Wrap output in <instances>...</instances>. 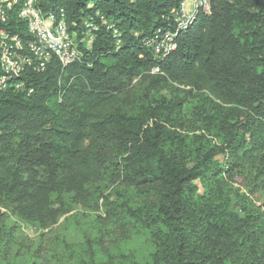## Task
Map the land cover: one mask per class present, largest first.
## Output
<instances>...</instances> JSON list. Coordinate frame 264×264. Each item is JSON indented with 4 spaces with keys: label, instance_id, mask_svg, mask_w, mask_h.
Returning <instances> with one entry per match:
<instances>
[{
    "label": "trees",
    "instance_id": "1",
    "mask_svg": "<svg viewBox=\"0 0 264 264\" xmlns=\"http://www.w3.org/2000/svg\"><path fill=\"white\" fill-rule=\"evenodd\" d=\"M181 1L35 0L44 15L64 11L81 59L63 69L53 58L43 72L28 68L0 91V196L61 200L68 177L116 175L157 200L140 218L130 215L150 234L151 264H264L263 253L242 255L247 225L238 226L235 249L228 209L211 195L197 196L195 186L238 175L264 190V0H211V15L199 16L178 35L176 50L158 59L146 42L168 27ZM99 16L121 33L118 50ZM88 20L99 26L89 48L80 42ZM4 28L29 40L15 18ZM194 71L213 113V138L200 136L194 149L168 130L182 104L117 106L137 79L181 85ZM219 155L227 156L226 169L216 165ZM245 216L241 221L254 219Z\"/></svg>",
    "mask_w": 264,
    "mask_h": 264
},
{
    "label": "rangeland",
    "instance_id": "2",
    "mask_svg": "<svg viewBox=\"0 0 264 264\" xmlns=\"http://www.w3.org/2000/svg\"><path fill=\"white\" fill-rule=\"evenodd\" d=\"M156 70L152 74L158 73ZM198 74L194 71L183 84L166 87L137 79L130 92L120 96L117 106L137 110L146 101L154 105L163 101L182 104L169 124L174 127L168 130L184 137L188 147L194 149L200 136L213 138L208 134L212 124L207 129L213 113L204 98L205 87L197 82ZM194 86L202 90L193 91ZM213 142L220 145L222 140ZM214 160L218 167L230 166L227 156L219 155ZM67 179L61 200L0 196V264H151L154 247L150 234L140 219L130 215L136 213L140 218L147 214L156 205V198L116 175L107 178L105 174L95 181L75 175ZM195 186L197 196L211 195L228 209L230 221L237 228L232 233L235 249L239 245L238 226L242 224L247 225L243 236H250L242 255L264 254V190L248 185L238 175L209 184L207 189L200 181ZM245 212L254 219L241 221Z\"/></svg>",
    "mask_w": 264,
    "mask_h": 264
},
{
    "label": "built area",
    "instance_id": "3",
    "mask_svg": "<svg viewBox=\"0 0 264 264\" xmlns=\"http://www.w3.org/2000/svg\"><path fill=\"white\" fill-rule=\"evenodd\" d=\"M210 3L211 0H182L177 10L166 18L168 27L159 30L146 42V47L154 52L156 58H165L176 50V38L180 33L189 32L199 16L211 15ZM11 18L25 25L29 37L26 43L18 35L5 30L4 26ZM98 18L110 32L118 50L122 44L121 33L102 16ZM98 31L99 26L95 22L86 21L80 42L86 41L89 48ZM53 58L63 69L81 59L79 44L75 33L68 30L64 11L44 15L37 8L35 0H0V91L7 89L9 82L28 68L43 72ZM16 88L21 86L17 85Z\"/></svg>",
    "mask_w": 264,
    "mask_h": 264
}]
</instances>
